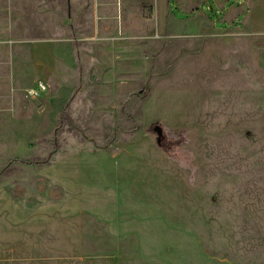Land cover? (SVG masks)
<instances>
[{"label":"rangeland","instance_id":"374dc122","mask_svg":"<svg viewBox=\"0 0 264 264\" xmlns=\"http://www.w3.org/2000/svg\"><path fill=\"white\" fill-rule=\"evenodd\" d=\"M0 264H264V0H0Z\"/></svg>","mask_w":264,"mask_h":264}]
</instances>
